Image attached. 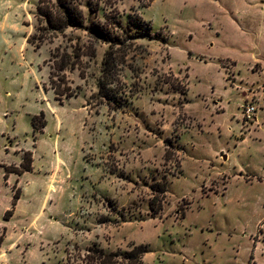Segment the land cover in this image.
I'll list each match as a JSON object with an SVG mask.
<instances>
[{"label": "rangeland", "instance_id": "1", "mask_svg": "<svg viewBox=\"0 0 264 264\" xmlns=\"http://www.w3.org/2000/svg\"><path fill=\"white\" fill-rule=\"evenodd\" d=\"M72 1L0 0V264H264V0Z\"/></svg>", "mask_w": 264, "mask_h": 264}, {"label": "trees", "instance_id": "2", "mask_svg": "<svg viewBox=\"0 0 264 264\" xmlns=\"http://www.w3.org/2000/svg\"><path fill=\"white\" fill-rule=\"evenodd\" d=\"M36 17L38 21L45 22L46 30L62 32L68 27H84L86 24V17L84 9L80 6L79 2L72 0H39L37 5ZM141 24L139 22H135ZM122 23L119 22L121 27ZM144 26V25H143ZM145 27V26H144ZM92 35L104 40L112 41L116 37H112L111 33L107 31L105 23H99L92 21L88 26ZM34 34L29 38V41L33 43ZM118 39V38H117ZM34 44V43H33ZM66 65H61L60 69L65 68ZM53 71L51 72V77ZM57 95L71 96L66 92H62L59 87L53 86ZM44 116V111H42ZM38 116L35 115L32 119L34 128L40 129L46 125V119H43L42 123L37 122ZM26 170H30V165L24 167ZM167 182L161 188L162 192L167 190ZM19 196L16 195V198ZM148 252V246L146 244H131L128 249L118 248L116 250H107L101 247L99 244L90 246L85 255L72 256L69 255L67 260L61 264H145L144 257Z\"/></svg>", "mask_w": 264, "mask_h": 264}, {"label": "built area", "instance_id": "3", "mask_svg": "<svg viewBox=\"0 0 264 264\" xmlns=\"http://www.w3.org/2000/svg\"><path fill=\"white\" fill-rule=\"evenodd\" d=\"M246 109V115L245 117L248 119V118H253L255 112H256V106L253 104L250 103L249 105H247V107H245Z\"/></svg>", "mask_w": 264, "mask_h": 264}, {"label": "crops", "instance_id": "4", "mask_svg": "<svg viewBox=\"0 0 264 264\" xmlns=\"http://www.w3.org/2000/svg\"><path fill=\"white\" fill-rule=\"evenodd\" d=\"M257 111H258V109H257ZM257 111H256V114H257Z\"/></svg>", "mask_w": 264, "mask_h": 264}]
</instances>
